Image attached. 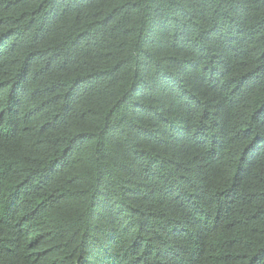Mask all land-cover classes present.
I'll return each mask as SVG.
<instances>
[{
    "label": "trees",
    "instance_id": "1",
    "mask_svg": "<svg viewBox=\"0 0 264 264\" xmlns=\"http://www.w3.org/2000/svg\"><path fill=\"white\" fill-rule=\"evenodd\" d=\"M0 264H264V0H0Z\"/></svg>",
    "mask_w": 264,
    "mask_h": 264
}]
</instances>
